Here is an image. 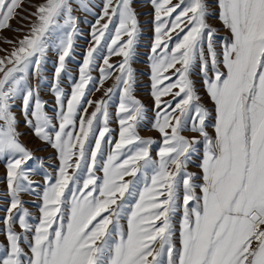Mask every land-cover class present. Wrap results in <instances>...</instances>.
Returning a JSON list of instances; mask_svg holds the SVG:
<instances>
[{"label": "snow or ice", "instance_id": "snow-or-ice-1", "mask_svg": "<svg viewBox=\"0 0 264 264\" xmlns=\"http://www.w3.org/2000/svg\"><path fill=\"white\" fill-rule=\"evenodd\" d=\"M76 2L94 18L79 62L83 21L72 0H43L22 38H4L12 48L0 57V264H264V0H143L152 8L143 13L152 17L148 45L140 44L141 0ZM22 7L0 0V31H21L11 21ZM140 46L151 119L136 96ZM46 81L51 109L40 96ZM16 108L54 150L53 171L22 141ZM25 194L40 201L38 215Z\"/></svg>", "mask_w": 264, "mask_h": 264}, {"label": "rangeland", "instance_id": "rangeland-1", "mask_svg": "<svg viewBox=\"0 0 264 264\" xmlns=\"http://www.w3.org/2000/svg\"><path fill=\"white\" fill-rule=\"evenodd\" d=\"M43 0H23V7L21 9H18V15L11 21V27L13 29H21V31L16 32V31H12L9 29H4L2 31H0V57H3L7 54V51H10L12 48V45L9 43H5L4 42V38H8V39H16V38H22V36L24 34L27 33L29 27H30V21L32 19H34L33 17L29 16L30 12L35 11V5H38L40 3H42ZM93 3L95 4H99L100 0H92ZM73 3V15L77 16L81 21H83L82 23H80L79 27L81 28L82 32H83V36L78 37L76 39V56H75V61L79 62L81 60V55L84 51L85 48L87 46V42L90 39L88 37V32L90 31L89 28V24L94 22V18L93 16L85 13L84 11L80 10L77 7V2L76 0H72ZM136 9L138 13H141V15L139 16L140 22H141V26L143 28V38L140 41L141 45H148L150 44V40L149 37L152 36V25L150 23H146V21H150L152 19L151 15H144L143 13H151L152 12V8L150 5L144 4L143 0H141V2L136 4ZM98 10V9H96ZM21 17H28V19H22ZM212 23L214 25H216L218 28H220L219 22L214 20L212 21ZM219 35L220 36H227L228 33L223 30L222 28H220L219 31ZM7 50V51H5ZM138 53H140V55L138 56L137 60L133 63V67L137 70V89H136V96L138 99H140L146 106V108L148 109L147 112V116L149 117V119H151L154 116V108H153V101H152V97L150 96V79H149V75H147V73L149 72V66L146 62V56L143 55V53L147 52V48L140 46L137 49ZM113 61L119 59L116 57L112 58ZM55 60V52L50 50L49 51V62L46 65V69L47 71H45L44 75L45 77H48L50 79L51 77V72H52V68H53V61ZM73 62V61H69L68 62V67L69 69L72 70L73 74H75V70L77 68V63ZM141 73H144L143 75ZM92 75L94 77L98 76V72H93ZM193 79L195 81L196 87L199 90V93L202 97V102L209 107L210 109L213 107L212 102L210 101V99L208 98V96L206 95L205 91H204V87L202 84V80L198 75H194ZM33 85H36L37 81L33 80L32 81ZM113 81L111 79H109L105 84H104V89H106L107 87L112 86ZM66 90H68V82L67 80H65V84H64ZM103 95V90L101 91H96L94 92L91 96L90 99L93 100H97L99 99L101 96ZM40 96L43 100L48 102V109H51L53 107V95L50 93L48 87H47V81L41 83L40 85ZM165 99H168V97H165ZM16 113H17V118L21 121L20 125H19V130L22 133H25V135H23L21 137L22 141L26 144V146L31 149L34 153V155L36 157H41V158H45V164H51L53 167L49 168L48 171H53L54 168L58 165V160L55 159V152L53 149H51V147L47 146L46 144L42 143L41 141H39L37 138H35L31 131L25 127V125L23 124V117L20 114V110L19 108L15 109ZM89 111H91V109H89ZM110 111H112L113 113L115 112V108H111ZM49 115H52L51 111H49ZM110 127L114 130L118 131V125L115 122V118L113 117V121L110 124ZM117 131L113 132V136L116 137L117 136ZM139 134L143 137H152L155 140L159 141L161 139L160 134L157 131L154 130H150V128H146V127H141L139 128ZM213 130L211 128H209V132H212ZM186 136H191L193 135L191 132H184L183 133ZM110 146H106L105 147V152L108 151ZM157 146L153 145V156H155V151H156ZM198 163V161H197ZM4 171H5V166L3 161H0V177H2L4 175ZM189 171H192L194 173L199 174L200 173V169L198 167H196L194 164L189 166ZM99 175H102V173H99ZM34 179L41 181L42 182V178L40 176H35ZM199 183V181H197ZM3 190H4V184L0 183V206H2L4 204V200L2 198L3 196ZM199 191V190H197ZM22 199L25 201V207L29 209V211L34 215H38V209L36 207L37 204L40 203V201L37 199V197L33 196V195H29V194H25L22 196ZM4 215L3 211H0V217H2ZM122 224H125L126 226V221H122ZM3 224L0 223V228H3ZM178 227V225H177ZM17 230L19 231V228H17ZM4 242V236L0 235V243Z\"/></svg>", "mask_w": 264, "mask_h": 264}]
</instances>
